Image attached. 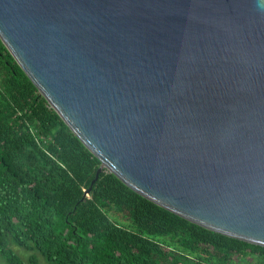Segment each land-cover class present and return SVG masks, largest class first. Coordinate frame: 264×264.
I'll return each instance as SVG.
<instances>
[{
	"label": "water",
	"instance_id": "obj_1",
	"mask_svg": "<svg viewBox=\"0 0 264 264\" xmlns=\"http://www.w3.org/2000/svg\"><path fill=\"white\" fill-rule=\"evenodd\" d=\"M0 40L106 169L264 246V0H0Z\"/></svg>",
	"mask_w": 264,
	"mask_h": 264
},
{
	"label": "trees",
	"instance_id": "obj_2",
	"mask_svg": "<svg viewBox=\"0 0 264 264\" xmlns=\"http://www.w3.org/2000/svg\"><path fill=\"white\" fill-rule=\"evenodd\" d=\"M99 164L0 40V256L8 264L38 262L14 247L47 264L264 261V246L190 222L106 169L86 194Z\"/></svg>",
	"mask_w": 264,
	"mask_h": 264
},
{
	"label": "rangeland",
	"instance_id": "obj_3",
	"mask_svg": "<svg viewBox=\"0 0 264 264\" xmlns=\"http://www.w3.org/2000/svg\"><path fill=\"white\" fill-rule=\"evenodd\" d=\"M109 214L114 217H119L118 214L112 211H110ZM121 221L124 222L123 220ZM14 249L24 260H26L30 255L33 254L37 257V261H38L37 264H47L45 263L46 262L45 259L35 250L25 249L21 247H14ZM232 263L233 264H264V261L261 259H257L255 256L250 254L243 258H241L240 256L234 257ZM0 264H8V263L0 256Z\"/></svg>",
	"mask_w": 264,
	"mask_h": 264
}]
</instances>
